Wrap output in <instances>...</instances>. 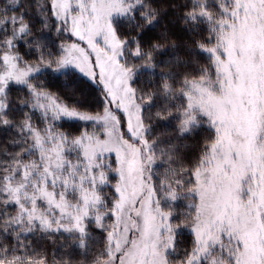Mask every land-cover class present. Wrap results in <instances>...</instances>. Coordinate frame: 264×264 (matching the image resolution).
<instances>
[{
	"label": "snow or ice",
	"instance_id": "obj_1",
	"mask_svg": "<svg viewBox=\"0 0 264 264\" xmlns=\"http://www.w3.org/2000/svg\"><path fill=\"white\" fill-rule=\"evenodd\" d=\"M0 264H264V0H0Z\"/></svg>",
	"mask_w": 264,
	"mask_h": 264
}]
</instances>
